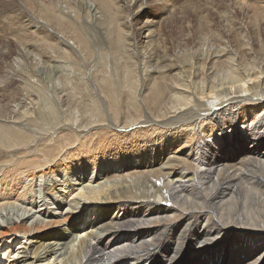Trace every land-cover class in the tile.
Masks as SVG:
<instances>
[{
    "label": "bare ground",
    "instance_id": "1",
    "mask_svg": "<svg viewBox=\"0 0 264 264\" xmlns=\"http://www.w3.org/2000/svg\"><path fill=\"white\" fill-rule=\"evenodd\" d=\"M51 1L0 0V264H264V1L228 45L198 3L165 45L164 0Z\"/></svg>",
    "mask_w": 264,
    "mask_h": 264
},
{
    "label": "rangeland",
    "instance_id": "2",
    "mask_svg": "<svg viewBox=\"0 0 264 264\" xmlns=\"http://www.w3.org/2000/svg\"><path fill=\"white\" fill-rule=\"evenodd\" d=\"M239 1H241V0H236V1L235 0L234 1L233 0H164L163 4L154 3L151 6L152 11L156 15V17L154 19L155 22H154L153 27L159 28L161 30L162 35L164 37H166L165 42H167V43L165 45H172L171 43H174L173 42L174 38L176 37L177 33H179V31L187 32L189 30L192 33L191 38L192 37L194 38V36L197 35L196 33L199 32V31H197L198 30V26H196L197 22L195 23V20L197 19L199 14L195 10H193V7H195V5H197V3H198L199 7L197 10H199V13L201 11V15L205 17L206 21H208V23H207V24H209L208 28L212 29L213 30L212 32L217 31V33H219V34L221 33L220 35H222V36L224 35L223 40L226 41V44L228 45L231 42L230 41L231 36H228V27H227V25L226 26L224 25V23H223L224 20H222V19L224 17H226V19L228 18L227 19L228 21H230L232 23L234 21V23L236 22L235 24L238 26L243 25V29L245 28L248 31L249 35H251V33H250L251 32L250 31L251 30V24L250 23L252 20V16H251L252 12L255 10V6L258 4H262L261 2L264 0H243L245 3H248V1H251L252 5H250L251 7H247L248 9L247 8L239 9V7L236 3ZM47 2L53 3L51 0H47ZM58 2L59 1L57 0V5L59 4ZM234 3L236 6L234 5ZM57 9H58V6H57ZM171 9H176L175 11L177 13H175V15H173V16H169L170 19L166 18L165 19L166 23H165V25L162 26L163 18L170 12ZM179 11H180V13H179ZM119 12H120V14H122L126 17L129 16L127 14L128 12H126V11L119 9ZM179 15H181L182 17H179ZM248 15H249L250 19H249ZM262 15H264V11H262ZM262 18L263 17L261 16V19ZM187 22H190L191 24H193V26H192V27H194L193 30H192V27L188 28V26L186 25ZM38 29L39 28H35L34 30H36V31L34 33H30V34L22 33L23 35L21 34L19 41L23 40L24 42H29L30 44L32 43L31 47H33V46L35 47V45H37V43L41 41L40 38L42 36V32H40V29L39 30ZM25 34H26V36H24ZM27 36L29 38H27ZM35 36H38V37H35ZM25 37L27 40L25 39ZM35 38H37V39H35ZM29 39H31V40H29ZM226 39H228V40H226ZM227 41H230V42H227ZM3 43L4 42H3V40H1V37H0V46H2ZM262 44L264 45L263 42H262ZM100 45L101 44H99L98 46L101 47ZM15 51L16 50L13 48L11 51L12 54L16 55L17 53H15ZM174 51H175V49H174ZM7 55H8V57L5 60H3L4 59L3 58L0 61L4 63L6 60L11 61V59L14 57V55H12V58H11L10 54H8V53H7ZM9 57H10V59H9ZM5 64L8 65L9 63L7 62ZM6 68L3 70L2 65H0V70H1L0 74L4 73V75H5V71L10 70V68H7V69ZM2 74L0 75V77L4 76ZM4 78H6V76L0 78L1 79L0 84L1 83L5 84V85H0L3 88L6 86H9V82H10L9 80L7 81L8 78L5 79L6 80V82H5ZM2 80H4V82ZM11 114H12V112H11ZM248 124L249 123L244 124L245 127ZM237 125H238L239 129L241 128L240 130L243 133V131L245 130V127L242 128V125H240L239 122ZM248 127H250V126H248ZM225 132L228 134H232L233 128L229 129L227 127V128H225ZM209 140H211L209 143L212 144L213 143L212 139L209 138ZM196 157L191 159L192 162H190L191 165H189L191 167H195V169L197 168V166L200 163L199 157H197V158ZM192 163H195V164H192ZM158 184H161V183H158ZM255 187H257V188H255ZM263 187H264V185H261L260 187H258L257 185L253 186L251 184L250 187L247 186V188H245L246 189L245 191H247L246 194H248L252 197L251 198L249 196L246 199V203L249 207L253 206L254 209H259V210L261 207H264V188ZM254 188H255V190H254ZM77 191H79V189ZM77 191H75V192H77ZM186 192L187 191H184L183 194H185ZM197 195L198 194H192L191 197H188V195H185L183 201H185V203H188V202L200 203V202H202L205 195L204 196L203 195L197 196ZM188 198H190V199H188ZM256 201L258 202V204ZM261 217L264 218V215H262ZM19 250H22V248H20ZM12 258H15V257H11L10 261L12 260ZM2 260H3V258L0 257V262Z\"/></svg>",
    "mask_w": 264,
    "mask_h": 264
}]
</instances>
